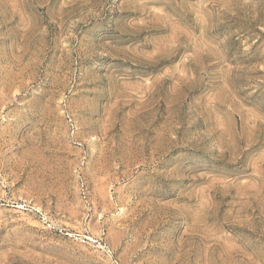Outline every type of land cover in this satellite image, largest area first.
<instances>
[{
  "label": "rangeland",
  "instance_id": "obj_1",
  "mask_svg": "<svg viewBox=\"0 0 264 264\" xmlns=\"http://www.w3.org/2000/svg\"><path fill=\"white\" fill-rule=\"evenodd\" d=\"M0 264H264V0H0Z\"/></svg>",
  "mask_w": 264,
  "mask_h": 264
}]
</instances>
